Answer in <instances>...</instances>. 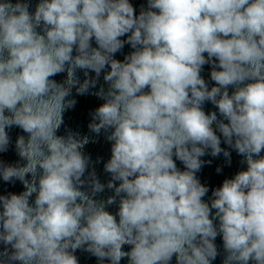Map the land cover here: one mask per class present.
Masks as SVG:
<instances>
[{
  "label": "clouds",
  "instance_id": "1",
  "mask_svg": "<svg viewBox=\"0 0 264 264\" xmlns=\"http://www.w3.org/2000/svg\"><path fill=\"white\" fill-rule=\"evenodd\" d=\"M30 6L0 0V153L8 130L27 134L15 140L24 163L0 161V179L25 189L0 195V264H78L77 250L99 264H213L218 236L222 264H264V0H147L139 14L130 0ZM73 89L104 101L88 127L111 142L106 185L85 175L90 137L57 135ZM221 137L247 168L209 202L196 174L205 155L231 163ZM105 188L114 194L96 199Z\"/></svg>",
  "mask_w": 264,
  "mask_h": 264
},
{
  "label": "water",
  "instance_id": "2",
  "mask_svg": "<svg viewBox=\"0 0 264 264\" xmlns=\"http://www.w3.org/2000/svg\"><path fill=\"white\" fill-rule=\"evenodd\" d=\"M13 2H15V0H13ZM27 2L31 5L29 11L34 12L36 4H38L40 0H27ZM130 3L133 4L136 10V14H139L141 6H143L145 9L147 8V0H130ZM38 31H40V29H38ZM121 39H126V37H122ZM93 46H96L94 41ZM131 51L132 49L130 48V46L125 45L122 51L118 52L115 55V58L123 61L124 56L130 53ZM210 71L211 66L205 65L201 72L202 77L209 83V87H211L214 83L210 79ZM77 75L79 76L81 81L85 79L83 71L78 70ZM90 75L94 76L95 74L90 73ZM65 78L66 73H61L53 77V79H55L57 82H62ZM100 85H103L105 88H107V85L103 80V73L101 74V77L99 79L97 89ZM97 89H93L92 91H96ZM233 90L234 89L231 88L229 89L230 94ZM72 95L77 100V103L73 109H70L64 113V125H62L57 135H66L67 131L70 130L72 132H78L81 136L87 135L90 137V142L82 149V151L86 156H89L91 158L93 164L89 167L85 175H87L88 172H91L94 168L100 182L106 185L107 181L111 179V175L105 172L104 163L107 162L111 157V142L106 139L107 133H104L102 131L99 135H96L95 133H92L88 127L89 123L91 122L90 113H92L104 101L90 94L78 96L76 95L75 89H73ZM203 109L206 113L217 111L215 106L212 105L210 102H206L203 106ZM8 132L11 137L12 144L10 145L9 150L7 152L0 153V161H3L7 164H17L19 162V164L22 165L24 161L20 159V157L15 151V140L19 135L27 136V134L24 133L23 130L18 127H13L8 130ZM217 134L219 135V133ZM221 141V147L229 150L231 153V163H227L226 158L223 156L222 153L218 157L205 155L201 159L204 160L206 163L196 174L200 182L209 188L208 194L203 198L205 201L209 202L212 195V190L222 186V183L225 179L232 178L237 172L241 170H246L247 168L246 164L241 163L243 157L238 155L235 150L230 149L226 144H224L222 137ZM262 155H264V153H262ZM96 161L99 162L97 163ZM207 161H211V163H207ZM176 163L178 168L184 170V166L180 161L177 160ZM217 168H220L221 171L217 172ZM24 190V186L19 181H16L15 183H6L2 179H0V195H8L9 193L20 194ZM113 194L114 193L112 190L105 188V191L103 193L98 194L96 199H106L108 196ZM31 200H34V196L30 199V202ZM106 210H108L112 214H116V212L118 211V200L117 204L108 206ZM215 243L221 254L218 255L215 261H213V264H222L224 255L222 237L218 236L216 238ZM3 247L4 246L0 244V250H2ZM124 250H129V246H125ZM74 254L78 259V264H99V261L96 257L92 256L90 253L84 250H77ZM121 264H127V260H122ZM171 264H175V257H173Z\"/></svg>",
  "mask_w": 264,
  "mask_h": 264
}]
</instances>
